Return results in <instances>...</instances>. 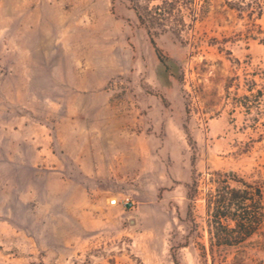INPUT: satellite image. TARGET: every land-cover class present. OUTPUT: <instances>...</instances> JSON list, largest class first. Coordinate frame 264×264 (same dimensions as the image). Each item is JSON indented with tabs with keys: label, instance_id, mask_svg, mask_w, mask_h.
Wrapping results in <instances>:
<instances>
[{
	"label": "rangeland",
	"instance_id": "374dc122",
	"mask_svg": "<svg viewBox=\"0 0 264 264\" xmlns=\"http://www.w3.org/2000/svg\"><path fill=\"white\" fill-rule=\"evenodd\" d=\"M169 8L161 61L130 0H0V264H264V111L239 104L264 12ZM233 178L262 191L241 242L214 218Z\"/></svg>",
	"mask_w": 264,
	"mask_h": 264
},
{
	"label": "trees",
	"instance_id": "16d2710c",
	"mask_svg": "<svg viewBox=\"0 0 264 264\" xmlns=\"http://www.w3.org/2000/svg\"><path fill=\"white\" fill-rule=\"evenodd\" d=\"M137 14L139 22L145 26L150 35L151 43L155 47L158 57L162 61L160 49L156 46L153 38L152 28L155 27L156 18L167 12H171L170 6L174 3H179L181 0H159L160 3L154 8L140 6L138 0H130ZM231 9L237 10L241 15L246 11L249 15L256 13L262 16L264 12L263 2L261 0H226ZM179 10V9H178ZM180 11V10H179ZM261 79V83L256 79H252L248 85V91H255V94H246L240 97V105L247 111H251L255 106L257 113L262 114L264 111V70L255 73ZM239 88L240 82L235 84ZM227 89L230 87L227 84ZM241 183L240 188H231L226 186L222 191L218 192L216 200L217 208L214 218L216 223L224 227L228 231V235L236 242L246 240L259 227L263 218V202L262 191L260 187L243 180L236 179ZM223 220H228L233 223V226L224 225ZM175 262L177 260L175 259Z\"/></svg>",
	"mask_w": 264,
	"mask_h": 264
},
{
	"label": "built area",
	"instance_id": "2783aa9c",
	"mask_svg": "<svg viewBox=\"0 0 264 264\" xmlns=\"http://www.w3.org/2000/svg\"><path fill=\"white\" fill-rule=\"evenodd\" d=\"M122 202H123V204H124L125 206H132V205H133V201H132L131 198L128 197V196L125 197V198L122 200ZM110 204H111V205H117V204H120V200H118L117 198H113V199H111Z\"/></svg>",
	"mask_w": 264,
	"mask_h": 264
},
{
	"label": "water",
	"instance_id": "95a60500",
	"mask_svg": "<svg viewBox=\"0 0 264 264\" xmlns=\"http://www.w3.org/2000/svg\"><path fill=\"white\" fill-rule=\"evenodd\" d=\"M233 175V172H230V176H232Z\"/></svg>",
	"mask_w": 264,
	"mask_h": 264
}]
</instances>
